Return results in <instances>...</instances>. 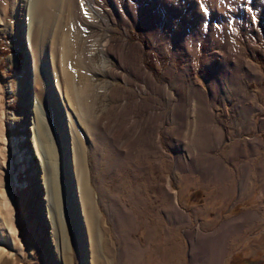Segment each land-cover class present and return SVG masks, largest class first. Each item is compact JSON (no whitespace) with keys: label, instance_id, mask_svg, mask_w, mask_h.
I'll list each match as a JSON object with an SVG mask.
<instances>
[{"label":"rangeland","instance_id":"374dc122","mask_svg":"<svg viewBox=\"0 0 264 264\" xmlns=\"http://www.w3.org/2000/svg\"><path fill=\"white\" fill-rule=\"evenodd\" d=\"M14 2L15 0H0V14L4 12L0 18L5 17L6 22L14 21L10 15L13 13ZM56 3L58 0L45 2L49 7H53L52 22L54 16H60L65 30H71L75 34L71 39L77 38L71 55L72 69L77 70L74 69L75 76L69 81H74L72 85L76 86V92L73 91V101L65 99V110L49 103L46 95L42 93L38 97L45 112L44 117L40 116V113L38 115L43 118H40V121L46 123L44 126L49 132L47 138L52 149L49 155L46 150L47 139L43 136L40 146L45 167L39 165L32 153L30 126L34 111L27 83L28 64L18 36L20 24L15 21L13 30L0 31V151L8 153L0 155V185L7 188V185L12 183V209L16 216L15 223L21 244V250L12 249L8 244H0L6 251L0 258V264H62V260L65 264H93L92 260L95 264H123V254L127 255V252L132 259L130 258L128 263L126 258L124 264H264V76L261 79L247 66H243L242 73L235 71L240 63L250 59L258 65L264 75V0H95L94 8L104 14L100 17L102 19L98 17L97 22L91 23V26L87 22L90 29L86 27L84 19L79 20L80 22L73 21L74 25L70 24L66 10L62 12L63 16L59 11L55 15ZM43 11L42 15L46 14ZM42 15L34 19L35 26L41 25ZM84 27L87 31H92V38L84 37ZM79 29L83 32L82 35ZM51 33V30L47 33L45 44H40L45 49H42L41 56L45 54L43 58H47L41 60V68L49 78L45 80V85L43 77L37 78L36 90L42 92L49 88V93L58 98L52 78L48 75L50 63L47 43ZM122 38L132 44L138 43L143 48L139 50L135 45L123 48ZM92 44L93 52L98 54L89 59L87 50ZM87 45L88 47H84ZM102 45H106L111 53L108 63L100 57ZM223 51L231 56H228L229 61L226 63L222 62ZM134 52L139 53L138 56ZM101 61L111 65L109 73L101 65ZM140 61L146 66L145 69L151 72L153 84L158 83L164 90L169 88L170 94H163L161 87L157 90V84L148 82L139 72ZM55 64L60 76V91L65 94V80L57 58ZM132 64L135 69H132ZM77 71L80 75L75 74ZM78 75H84L85 81H81ZM136 75L139 80L135 78ZM91 77L97 80L96 88L90 80ZM106 81H109L108 92L105 90ZM245 84L252 94L242 92L241 87ZM191 85L203 87L204 91L213 94L216 91L217 96L225 100L226 108L221 102L219 108L222 111L219 115L227 124V137L219 153L225 158L231 154L235 157L236 152L238 155L242 153L246 162H253V179L250 184H246L247 191H244L252 195L236 206L230 203L215 204L210 218L205 217L206 213L209 214L210 204L207 205L208 209H205L204 203L206 212L201 210L196 215L192 213L191 220L181 219L180 222L184 225L170 231L169 234L174 240L163 241L161 235L157 237L156 242H149L146 235L147 225L138 228L137 224L132 222L133 214L130 215L128 211H137L134 205L140 199L139 196L145 201L149 198L155 199L153 195L158 188V175L162 172L161 164L158 163L165 155L162 149L161 153L155 150L156 142L153 137L156 135L159 115L157 110L160 109L157 108L158 102L160 106L169 102V107L165 106L167 114L164 113L168 119L164 117L166 124L163 125L168 129L164 130V133L160 130V141H163L164 134H169L168 137L174 139L176 146L179 143L189 146L190 153L195 157L214 155L210 151L213 150L218 136L215 134L216 127L210 121L208 109L197 112L198 122L194 120L193 115L188 116V120L193 122V127L186 133L180 128L182 120L177 119L181 109L175 108L173 101L168 100L173 98L171 95L174 92L182 94L180 96L175 93L176 100L180 97L196 98L197 95L192 94L194 88ZM127 88L129 90L125 94ZM229 92L231 97L228 100ZM235 92L244 94L240 96L244 99L242 137L235 134L236 124L231 119L238 114ZM75 102L82 103L81 115H78L74 108ZM194 112L196 114L195 110ZM199 116L202 119L200 122ZM145 121L150 124V129L140 135V127L144 126ZM134 126L136 127L133 128ZM22 137H25L23 149H27L29 153L27 157L23 155V163L19 153H14L17 145H20L19 142L15 145L14 140H20ZM12 147L15 149H11ZM77 150V158L81 157L84 191L87 192L90 206L93 204L92 212L96 219L95 227L91 231L96 229L100 240L94 248L96 253L94 250L89 251V231L86 230L83 220L90 208L87 209L84 203L78 207L82 233H79L78 223L71 218L74 206L70 197L75 194L71 195L70 192L76 193L80 172L74 161V153ZM203 162L202 166H207V171L215 175L217 171L213 169V165L210 167L208 160ZM198 164L196 163V166ZM22 165L24 168L20 169ZM248 176L246 174V181ZM50 210L51 213L55 212L57 223L65 224V232L62 233L68 238L62 237L71 245L69 252L62 249L63 258L57 255L54 249V230L48 218ZM0 212H3L0 228L8 235L4 225L9 219L4 209L1 208ZM139 214L140 218L137 220L142 222L141 213ZM146 217L147 215L142 216L145 223L148 221L156 224L157 221L153 218L148 220ZM231 219L235 220L231 221L233 225L227 222ZM55 226L58 231V225ZM188 231H191L192 236H189ZM130 234L139 239L135 238L130 243ZM212 234L214 236L209 240L208 236ZM82 239L85 242L81 243V247L78 242ZM164 242L172 246V259L165 256L168 251L165 252L167 245ZM193 256L196 257L194 261Z\"/></svg>","mask_w":264,"mask_h":264},{"label":"bare ground","instance_id":"6f19581e","mask_svg":"<svg viewBox=\"0 0 264 264\" xmlns=\"http://www.w3.org/2000/svg\"><path fill=\"white\" fill-rule=\"evenodd\" d=\"M45 2H47V0H15V2H14V5H13V7H14V9H13V13H11L10 15H11V20H14L13 22H6V18L4 17V19L3 18H0L1 19V21H2V24H0V31H3V32H7V31H9V30H13V24L15 25V21L16 22H18L19 24H20V26H19V33H18V36H19V39H20V43H21V46H22V48H23V50H24V52H25V57H26V63L28 64V66H27V75L29 76V80H27L28 82V88L30 89V91H29V93H30V97H31V102H32V105H33V111H34V118H32L33 120H31V126H30V132H31V134H30V141L32 142V144L31 145H33V147H32V153H33V155L35 156V158L38 160V162H39V165H43L44 167H45V163H44V160H43V153H42V147L40 146L41 145V141H42V139L45 137L47 140H46V150H47V153L49 154V155H51V151H52V149H51V144L48 142V134H49V132L47 131V128L44 126V124H46V123H44V122H41L40 120V118H42V117H44V115H45V112H44V108L42 107L43 105L41 104V102H40V100H39V95H41V93L42 94H44V95H46V97H47V101H49V103H52L55 107H58V108H62L61 110H65V99H67L68 101H73L72 99H73V97H74V94H75V92H76V86L74 87L73 85H74V81L73 82H69V81H71V79H73L74 78V72L77 70L76 68H74V69H76V70H74V69H72V49H73V47L72 46H74L73 44H75L76 42H77V38L76 39H71V37H73L72 35H75L74 34V32H72L71 30L70 31H68V30H65V25L64 24H62L61 23V18H59L58 16H54V18H53V22H52V9H53V7L52 6H50L49 7V5H46L45 4ZM94 2H95V0H58V3H56V6H57V8L55 9L54 8V11H55V15H57V11H59V13H61L62 14V12H64V10H66V14H68V17H69V19H70V24H72L73 23V21H75V20H83L84 22H86V27L87 28H91V27H89V26H87V22H88V24L90 25L91 23H93V22H97V18L99 17H101L104 13H102V12H100V11H97L98 9H95L94 8ZM161 2V1H160ZM191 4V3H190ZM52 7V8H51ZM119 8H120V6H119ZM105 9V8H104ZM121 9V8H120ZM45 11L46 12V14L44 13L43 15H42V11ZM107 10H108V8H107ZM107 10H106V12H107ZM5 11V10H4ZM43 11V12H44ZM52 11V12H51ZM188 11V10H187ZM3 12V11H2ZM2 12H1V14H2ZM48 12H49V14H48ZM134 12V11H133ZM110 13H112V12H110ZM0 14V16H2V15H4V12H3V14L1 15ZM40 14L42 15L41 17H42V23H41V25L40 26H38L37 27V25L35 26L34 24H33V21H34V19L36 18V17H40ZM135 14V13H134ZM106 15V14H105ZM123 15V14H122ZM137 15V14H136ZM62 16H63V14H62ZM113 16V15H112ZM121 16V15H120ZM114 17V16H113ZM137 17V16H136ZM104 18V17H103ZM107 18V17H106ZM123 18H125V17H123ZM224 18V17H223ZM40 19V18H39ZM96 19V20H95ZM100 19H102V18H100ZM126 19V18H125ZM124 19V20H125ZM105 19H103V21H104ZM114 20V19H113ZM107 21V20H106ZM121 21V20H120ZM123 21V20H122ZM136 21V20H135ZM142 21V20H141ZM50 22H52V24H50ZM80 22V21H79ZM95 22V23H96ZM119 22V21H118ZM113 23V22H112ZM121 23V22H120ZM123 23V22H122ZM121 23V24H122ZM130 23V22H129ZM79 24V23H78ZM94 24V23H93ZM127 24H128V22H127ZM132 24V23H131ZM73 25H74V23H73ZM135 25H136V22H135ZM91 26V25H90ZM163 26V25H162ZM71 27V26H70ZM74 27V26H73ZM96 27V26H95ZM231 27V26H230ZM255 27H257V25L255 26ZM78 28V27H77ZM81 28V27H80ZM85 28V27H84ZM83 28V29H84ZM87 28H85V30H84V33L83 32H81V30H80V32H81V35H82V33L83 34H85V38L87 37V39H89V37H91V35H92V31L91 32H89V31H87L88 29ZM127 28V27H126ZM75 29V28H74ZM232 29V28H231ZM50 30L52 31V35L50 36V39L48 40V61H49V63H50V66L48 67V68H50V71L48 72V75L52 78L51 79V81H52V84H53V86H54V88H55V91H57L58 92V98H57V96H55V98H54V94H50L49 93V91L47 90V89H49V88H45L42 92L41 91H39V90H36L37 89V84H38V79L37 78H42L43 77V82H44V85H45V80H47L48 78L46 77V74H45V70H43L42 68H41V64H43L42 63V61L41 60H44L45 58H43L44 56H46L45 54H43L42 56H41V54L43 53V51H42V49L45 51V49H44V47H42V46H40V44H42V45H44L45 44V42L44 41H46L45 39H46V36H47V33H49L50 32ZM76 30H78V29H76ZM94 30V29H93ZM74 31V30H73ZM231 31V33H232V30H230ZM10 32H14V31H10ZM9 32V33H10ZM125 32V31H124ZM125 33H127V32H125ZM127 34H129V33H127ZM126 34V35H127ZM79 35V34H78ZM230 35V34H229ZM69 36H70V38H69ZM92 38V37H91ZM128 38H129V36H128ZM224 38H226V37H224ZM230 38V37H229ZM79 39V38H78ZM81 39V38H80ZM234 39V38H233ZM73 40V41H72ZM86 40V39H85ZM108 40V39H107ZM112 40V39H111ZM119 40V39H118ZM229 40H232V39H229ZM88 41V40H87ZM116 41V40H115ZM120 41H121V39H120ZM228 40H226V42H227ZM75 42V43H74ZM83 42H85L84 41V39H83ZM96 42V41H95ZM122 46H123V48L124 47H126V48H131V47H133L134 45V47H138L139 48V50H141L143 47H141V46H139L140 44H138V43H135V44H132V43H130L126 38H122ZM233 42V41H232ZM87 43V42H86ZM107 43V42H106ZM117 43V42H116ZM85 44V43H84ZM88 44V43H87ZM202 44V43H201ZM107 45V44H106ZM106 45H102V47H101V49H100V51H101V54H100V57H101V59L102 60H104L105 61V63H108L110 60H109V56H110V52H109V49L106 47ZM223 45H225V44H223ZM227 45V44H226ZM229 45V44H228ZM93 46V44L92 45H90V49L89 50H87V51H89L88 53V58L90 57V58H95V56H96V54H98V52L96 53V52H93V50H92V48H94V47H92ZM84 47H88V45L87 46H84ZM223 47V46H222ZM232 47V46H231ZM199 48V47H198ZM229 48V47H228ZM85 49H87V48H85ZM99 49V48H98ZM97 49V51H99ZM122 49V48H121ZM230 49V48H229ZM82 50V49H81ZM131 50V49H130ZM133 50V49H132ZM139 50H137V52H139ZM221 50V49H220ZM223 50V49H222ZM76 51V50H75ZM85 51V50H84ZM113 51V50H112ZM136 52V51H135ZM134 52V53H135ZM141 52V51H140ZM75 53V52H74ZM133 53V54H134ZM227 52L226 51H223V53H221L222 54V56H223V59H224V61H222V62H224V63H226L227 61H229L228 60V54H226ZM83 54V53H82ZM119 54V53H118ZM136 55L137 54H139V53H135ZM114 55H116V54H114ZM125 55V54H124ZM140 55H142V53L140 54ZM139 55V56H140ZM84 56H86V55H84ZM126 56V55H125ZM128 56V55H127ZM138 56V55H137ZM114 57V56H113ZM132 57V56H131ZM135 58H136V56H134ZM133 57V58H134ZM144 57V56H143ZM229 57H231V56H229ZM233 57V56H232ZM56 58H57V60H59V65H60V68L59 69H61V71H62V75H63V77H64V80H65V85H66V88H65V94H63V92H61L60 91V87H59V83L60 82H58L59 80H58V73H57V71H56V64H55V60H56ZM89 58V59H90ZM123 58H126V57H123ZM138 58V57H137ZM142 58V57H141ZM47 59V58H46ZM97 60V59H96ZM95 60V61H96ZM133 60V59H132ZM135 60V59H134ZM139 60H140V58H139ZM143 60V59H142ZM231 60H232V58H231ZM93 61V60H92ZM137 61H138V59H137ZM137 61H135V62H137ZM144 61V60H143ZM91 62V61H90ZM102 62V63H101ZM100 63H101V65H103L104 66V69L105 70H107L108 71V73H109V70H111V65L110 64H105L103 61H101ZM121 62V61H120ZM237 62V61H236ZM131 63V62H130ZM129 63V64H130ZM133 63V62H132ZM238 63H240V61L238 62ZM123 64V63H122ZM241 65L240 66H237L236 67V69H235V71H239L240 73H242V71H243V69H244V67L243 66H247V68H252V70H254L255 71V75H257V76H259L261 79H262V77L264 76L263 74H262V72L259 70V67H258V65L256 66L255 64H254V62L253 61H251L250 59H245V61L243 62V63H240ZM133 65V64H132ZM128 66V65H127ZM223 66H225V64H223ZM73 67H75V66H73ZM133 67H134V65H133ZM137 67V66H136ZM228 67V66H227ZM226 67V68H227ZM233 67V66H232ZM139 72H141V74L148 80V82L149 83H151V84H153V82H154V78L152 77V75H151V72H148V70H146L145 68H146V66H144V64H143V62L142 61H140L139 62ZM132 69H135V67L134 68H132ZM138 70V69H137ZM223 70V69H222ZM138 72V71H137ZM78 73V71L75 73V74H77ZM131 73H132V71H131ZM231 73V72H230ZM79 74V73H78ZM80 75V74H79ZM78 75V78L82 81H85L84 79H85V76L84 75H81V76H79ZM123 75V74H122ZM133 76H134V73L132 74ZM60 77V76H59ZM76 77H77V75H76ZM109 77V76H108ZM127 77V76H126ZM137 77V79H138V76L136 75L135 76V78ZM153 78V80H152V78ZM128 78V77H127ZM143 78V77H142ZM141 77H140V79H142ZM254 78H255V76H254ZM259 78V79H260ZM264 78V77H263ZM121 79V78H120ZM129 79H131V78H129ZM128 79V80H129ZM260 79V80H261ZM61 80V79H60ZM75 80H77L76 78H75ZM91 81H92V83H93V86L96 88V85H97V80L95 79V77H91V79H90ZM126 80V79H125ZM127 80V81H128ZM136 80V79H135ZM139 80V79H138ZM157 80V79H156ZM249 80V79H248ZM253 80H255V79H253ZM127 81H125V83L127 82ZM133 81V80H132ZM143 81H146V80H143ZM158 82V81H157ZM244 82V81H243ZM72 83H73V85H72ZM91 83V82H90ZM105 83V87H106V91L108 92V90H109V81H106V82H104ZM128 84V83H127ZM157 84V86H156V89L157 90H160V87H161V89H163L161 92L163 93V94H170L169 92V88H165L166 90H164V88H162L163 86H159V84L158 83H154L153 85H156ZM61 85V84H60ZM71 85H72V88H71ZM153 85H149V86H153ZM145 86V85H144ZM65 87V86H64ZM166 87V86H165ZM190 87V86H189ZM191 87H193L194 88V92H197V93H200L201 94V92H202V94L205 92L204 90H202V88L201 87H199V86H195V85H191ZM73 88H75V90H73ZM247 88H249L248 87V85H244L243 86V88L241 87V90H242V92L245 94V92H246V94H250L251 92H249V89H247ZM104 89V88H103ZM126 89V88H125ZM137 89V88H136ZM148 89V88H147ZM146 89V90H147ZM129 89L127 88V90H126V92H125V94L127 93V91H128ZM142 90H144V88L142 89ZM154 90V89H153ZM240 90V91H241ZM73 91H75V92H73ZM152 90H150V92H151ZM56 92V93H57ZM84 92V91H83ZM105 92V91H104ZM148 92V91H147ZM154 92V91H153ZM157 92V91H156ZM193 92V93H194ZM242 92H235L234 94H236V93H242ZM48 93V94H47ZM74 93V94H73ZM138 93V92H137ZM155 93V92H154ZM215 94H217V92L215 91L214 92ZM230 93V92H229ZM242 93V94H243ZM148 94V93H147ZM201 94V95H202ZM214 94V95H215ZM233 94V93H232ZM241 94V95H242ZM243 94V95H244ZM252 94V93H251ZM66 95V96H65ZM204 95V94H203ZM202 95V96H203ZM209 95V94H208ZM213 95V94H212ZM231 95V93L229 94V96L228 97H231L230 96ZM172 96V95H171ZM200 96V95H199ZM227 96V95H226ZM42 97H43V95H42ZM213 97H215V96H213ZM202 98V97H201ZM240 98V97H239ZM180 100V99H179ZM76 101V100H75ZM138 101H139V99H138ZM70 103V102H69ZM73 103V102H72ZM71 103V104H72ZM76 103V107H74V108H76L75 110H76V112H77V114L78 115H81L82 114V110H81V108L80 107H82V103L81 104H79V102H75ZM141 103H142V101H141ZM144 103V102H143ZM142 103V104H143ZM155 103V102H154ZM193 103V102H192ZM127 104V103H126ZM257 104V103H256ZM53 106V107H54ZM242 107V106H241ZM70 109V108H69ZM127 109V108H126ZM239 109V108H238ZM242 109V108H241ZM67 110V109H66ZM243 110V109H242ZM243 112V111H242ZM41 114L40 116H42V117H40L38 114ZM240 113H241V111H240ZM77 115V116H78ZM137 115V114H136ZM43 119V118H42ZM80 119V118H79ZM183 120V119H182ZM235 120V119H234ZM61 121V120H60ZM153 121V120H152ZM141 122H142V120H141ZM154 122H156L155 120H154ZM153 122V123H154ZM157 123V122H156ZM160 123V122H159ZM61 124V123H60ZM139 124V123H138ZM240 124H242V123H240ZM146 125V126H145ZM162 125V124H161ZM150 126V124H148V123H146V121H145V124H144V126H141L140 127V131H139V133H140V135H143L142 133H145L146 131H148L150 128H148ZM157 126V125H156ZM160 126V125H159ZM136 126H134L133 128H135ZM223 127V126H222ZM137 128H138V126H137ZM159 128V127H158ZM158 128H156L157 130H158ZM224 128V127H223ZM128 129V128H127ZM152 129V128H151ZM157 130H156V135L155 136H153L152 134V132H151V135L154 137V140H155V150H157L158 149V145H157V142H158V139H157ZM134 131H136V130H134ZM153 131V130H152ZM131 132V131H130ZM223 132H224V129H223ZM222 132V133H223ZM226 132V131H225ZM62 133H63V131H62ZM44 136V137H43ZM159 136V135H158ZM146 137V136H145ZM148 137H151V136H148ZM42 138V139H41ZM222 138H224V134L222 135ZM148 139V138H147ZM6 140V139H5ZM24 140H25V137H22V139H20V140H14L15 141V145L19 142L20 143V145H17V150L16 151H14V153H16V152H18L19 153V155H20V161H21V163H23V155H25V157H27L28 155H29V153H28V150L27 149H23V145H24ZM152 140H153V138H152ZM223 140V139H222ZM17 142V143H16ZM154 144V143H153ZM11 149H15L14 147H12ZM22 150V151H21ZM49 151V152H48ZM158 151V150H157ZM77 152H79L78 150L74 153V161H75V163H76V167L78 168V170L80 171V172H78L79 173V176L77 177V184H78V189L76 190V193L75 192H70L71 193V195H73V193L75 194V196H73V197H75V199L71 196L70 198H72V204H73V208H74V212H73V215H72V217L71 218H73L75 221H76V223H78L77 225H79V222H80V220H81V216H80V214H79V210H78V207L81 205L82 206V203H84L85 204V206L87 207V209L88 208H90V211H87V213L85 214V216H84V223H85V225H86V230H88L89 231V236H88V240H89V245H90V250L89 251H91V252H93V250H94V248L96 247V245H97V242L99 243V238H98V233H97V231H96V229H93L92 231H91V229L92 228H94L95 227V224H96V222H95V216H94V213L92 212L93 211V208H92V206H93V204H92V206H90L91 205V202L90 201H88L89 200V197H88V195H87V192L86 191H84V178H83V174L81 173L82 171H83V169L81 168L82 167V165H81V162H80V160H81V157L80 158H77V156H79L78 154H77ZM119 152V151H118ZM21 153V154H20ZM161 153V152H160ZM5 154H7L8 155V153H6V152H4V151H0V155L2 156V155H5ZM127 154V153H126ZM128 155V154H127ZM9 157V156H8ZM16 157H17V154H16ZM46 158V157H45ZM193 163V162H192ZM191 166V165H190ZM22 167L24 168V165H22L21 166V168L20 169H22ZM181 167V166H180ZM188 167V166H187ZM196 168V167H195ZM183 169V168H182ZM185 169H186V167H185ZM218 169V168H217ZM193 170V169H192ZM191 170V171H192ZM193 172V171H192ZM2 175V174H1ZM223 176V175H222ZM204 177V176H203ZM12 184V183H11ZM10 183H9V185H7V188H6V186L5 187H3V186H1L0 185V188H2L1 189V191H0V209L2 208V209H4V211H5V215H7V217H8V223H6V222H4V224L6 223L7 224V226H6V224L4 225L6 228H7V234L8 235H6V234H4V232L2 231V228H0V244H8L9 246H11V248L12 249H15V248H17V249H20L21 250V244H20V240H19V235H18V230H17V228H16V223H15V221H16V216H15V214H14V211H13V209H12V198H13V196H12V192H11V188H12V185H11ZM54 187V186H53ZM78 193V194H77ZM133 194H131V196H132ZM130 196V198H132ZM55 197V196H54ZM57 197V196H56ZM138 196H136V198H137ZM135 198V199H136ZM134 199V200H135ZM56 201H57V199H56ZM57 204H58V202H57ZM174 204H175V202H174ZM113 209V208H112ZM59 210V209H58ZM83 211V210H82ZM173 211V210H172ZM59 212H61V211H59ZM3 213V212H2ZM1 212H0V217L2 218V216H3V214H2ZM53 213V212H52ZM51 213V210L49 211V216H48V218H49V220H50V224H52V228H53V230H54V235H52L54 238H55V242H54V244H55V250H56V252H57V255H59V256H61V258H63V253H62V249L63 250H65L66 252H69L70 251V249H71V245H70V242L69 241H67V239H63V237H66V234H63L62 232H65V230H64V225L65 224H63V223H61L60 224V222L59 223H57V218L55 217V212L52 214ZM142 214V213H141ZM181 215V217L184 219V217L185 216H183L184 215V213H180ZM2 215V216H1ZM62 215V214H61ZM167 215V214H166ZM175 215V214H174ZM57 216V215H56ZM60 216V215H59ZM159 216V215H158ZM62 217V216H61ZM176 217V216H175ZM6 218V217H5ZM65 218H66V216H65ZM4 220V219H3ZM61 220V219H60ZM111 220H113L112 218H111ZM59 221V220H58ZM0 222H1V220H0ZM55 224L56 225H58V227H59V229H58V231H57V228H55L56 226H55ZM119 224V223H118ZM168 225V224H167ZM151 226V225H150ZM79 233H82L81 232V230H80V225H79ZM120 230V229H119ZM153 230H155V228L154 227H152L151 226V228H149V232H150V234H151V232L153 231ZM158 230V229H157ZM157 233V232H156ZM215 235V234H214ZM214 235H212V236H208V237H210L209 238V240L211 239V237L213 238V236ZM63 236V237H62ZM154 236V234H151V237H152V239L154 238L153 237ZM66 238H68V237H66ZM194 239V238H193ZM148 241L149 242H151V241H153V240H151V238L150 239H148ZM82 242H85L83 239H82V241L81 242H78V243H80V246H81V243ZM124 242V241H123ZM125 243V242H124ZM82 247V246H81ZM87 248H88V246H86ZM4 248L5 247H3L2 245H0V258L5 254V250H4ZM126 248V247H125ZM5 251V252H4ZM95 251V250H94ZM83 252H85V251H83ZM124 252V251H123ZM95 253H96V251H95ZM81 254V253H80ZM126 254V253H125ZM125 254H123V260H122V262L121 263H125V259H126V255ZM120 256H121V254H119ZM83 256H85V253H83ZM101 256V255H100ZM81 257H82V255H81ZM198 257V256H197ZM100 258V257H99ZM196 258V257H195ZM194 256H193V261H194ZM82 259H83V257H82ZM199 259H201V258H199ZM196 260V259H195ZM118 261V260H117ZM64 261L62 260V264H65V263H63ZM83 262H84V260H83ZM92 262H93V264H95V262H94V260H92ZM85 264H87V262L85 263ZM92 264V263H91Z\"/></svg>","mask_w":264,"mask_h":264},{"label":"crops","instance_id":"0c3cea01","mask_svg":"<svg viewBox=\"0 0 264 264\" xmlns=\"http://www.w3.org/2000/svg\"><path fill=\"white\" fill-rule=\"evenodd\" d=\"M192 83L195 84L194 82ZM189 86L190 85L188 84V87ZM201 88L203 90V87ZM175 93L176 92L172 93L173 98L172 99L168 98V100L173 101L174 107L180 108L182 111L177 117V119L178 118L180 120L183 119L182 124H181L182 127L180 128L183 129L186 133H189L190 127H193L192 126L193 122L192 121L190 122V120H188V116L193 115L194 120L197 121V116H196L197 112L199 110L204 111V109L207 108L209 111L208 113H209L210 121L212 122L214 127H216L215 134H217L218 137L216 139V142H215L216 144L214 145L213 150L211 149L210 151L211 153L213 152L214 155L212 156L207 155V157H202V158L200 156L195 157L194 154L192 155L188 149L190 147L187 145L182 146V144L179 143L176 146L174 143V139L168 137L169 134L167 135L164 134L165 137L163 141H160V134H161L160 130L163 132L164 130L168 129L167 127L163 125L166 124L165 122L166 120L164 119V117L168 119L166 115L164 116V113L167 114V112L165 111V106H167L168 108L169 102H166V104H163V106H160V102H158L157 108H160V109L157 110L159 115H158L157 123H156L157 124L156 128L159 127L158 130L156 129L157 139H158V142H157L158 149L157 150L158 152H161L160 149H162V152H164L165 155H163L162 160H160L158 163V164H161L162 172H159V175H158L159 180H158V183H156L158 188H157L156 194L153 195L155 199L149 198L145 201V199H142L139 196L140 199L134 205L135 210L137 209V211L135 212L132 209H131L132 211L131 210L128 211L130 215L133 214L132 222L133 224L135 223V225L137 224L138 228L145 227L147 225L146 235L148 239L151 238L152 233L155 234V237L153 238V242H156V240H158L157 237L159 238L161 237V235L163 237V241L167 242L170 239H173L172 235L170 236L171 234L170 231L173 230V228H177V227L180 228L181 226L184 225L180 222L181 219L183 220V218L180 216L181 215L180 213H184L183 215L185 216L184 221H187V220L189 221L192 219L190 217L192 216V213L196 215L200 213L201 210L206 212L205 209L207 208V205L210 204L209 209L207 208L209 214L206 213V216H205L206 218L207 217L210 218L212 216L213 209H215L214 207L215 204L230 203V205L232 204L236 206L242 201L243 202L244 200L246 201L252 195V193L246 194L244 191H247L245 188L247 186L246 184L248 182L250 184L251 182L250 180L253 179V174H251L253 162L251 161L246 162V160L243 159L244 155H242V153L241 154L239 153L240 155H238V152H236L235 157L233 156V154H231L230 157L228 156V158L221 156V154L219 153L223 149L222 146L227 137V134L225 132L227 124L226 122H224V119H222V117L219 115V113H221L222 111L219 108V105L221 102L223 103V107L226 108L225 100H222L219 96H217L218 94H215L216 96L213 97L214 96L213 93L206 92V91L203 93L204 95L201 92V94L204 97V98L202 97V99L200 97H197L199 95L202 96L200 93L194 92L192 94L197 95L195 96L196 98L184 99V97H180L179 98L180 100L179 99L176 100L175 99L176 97L174 96ZM189 93L191 94L190 91ZM177 94H180V92L176 93L175 95ZM241 94L242 93L235 94L237 97V101H235V107H236L238 114H236V117L231 118L232 121L235 122L236 124V126L234 127V132L239 137L240 136L242 137V134H243L242 129L244 127L243 122H242L243 121L242 114L244 112V109H243L244 99H241L243 98V97H240V96H243V94L242 95ZM180 96H182V94H180ZM227 99L229 100L230 97H228ZM194 110L196 111V114ZM162 111H163V117L161 118ZM198 120L199 122L202 120L200 116L198 117ZM223 129H224V132H223ZM191 133L193 132L191 131ZM223 134H224V138H222ZM205 160H208L210 167H211V164L213 165V169L217 171L215 172L216 173L215 175L207 171V169L205 168L207 166H202L204 165L203 161ZM196 163H199L198 166H196ZM246 174L249 175L247 177L249 178L247 179L248 181L245 180ZM204 203L206 204L205 209H204V205H205ZM143 206H145L146 209L145 208L143 209ZM217 209L219 210V212H221L219 207ZM139 213H142L141 214L142 222L140 220L139 221L137 220L140 218ZM144 215H147L146 218L148 220L153 218L158 223L156 222V224L154 225L148 221H147L148 223L147 222L145 223L142 218V216L144 217ZM231 221H235V220L231 219L227 222H230V224L233 225ZM187 224L188 223H186V225ZM150 225L155 228V230H153L151 234L150 232L148 233V229L151 228ZM190 232L191 231H188L189 236H192ZM213 234L217 236L216 233H213ZM130 237H131L130 243H132L133 239L135 238L136 240L139 239L137 237L134 238L131 234H130ZM173 240L171 241L173 242ZM166 242L164 243L166 244ZM168 246L169 245H167L166 247L167 249L165 250V252L167 251L168 252L164 254L166 257L169 256V258L172 259V254L174 252L171 248L172 246L170 245L169 248ZM169 250L171 253H169ZM126 251H128V248ZM126 258L129 263L130 261L129 259L131 258V256L128 252H127Z\"/></svg>","mask_w":264,"mask_h":264}]
</instances>
